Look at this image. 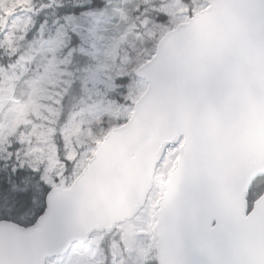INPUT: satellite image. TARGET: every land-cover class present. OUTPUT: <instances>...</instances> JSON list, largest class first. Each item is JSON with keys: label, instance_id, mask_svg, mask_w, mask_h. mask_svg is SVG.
Masks as SVG:
<instances>
[{"label": "snow or ice", "instance_id": "snow-or-ice-1", "mask_svg": "<svg viewBox=\"0 0 264 264\" xmlns=\"http://www.w3.org/2000/svg\"><path fill=\"white\" fill-rule=\"evenodd\" d=\"M0 264H264V0H0Z\"/></svg>", "mask_w": 264, "mask_h": 264}]
</instances>
